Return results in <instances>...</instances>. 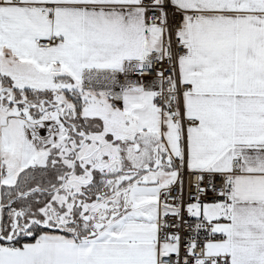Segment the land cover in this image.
I'll list each match as a JSON object with an SVG mask.
<instances>
[{
	"label": "snow or ice",
	"instance_id": "6c2138e0",
	"mask_svg": "<svg viewBox=\"0 0 264 264\" xmlns=\"http://www.w3.org/2000/svg\"><path fill=\"white\" fill-rule=\"evenodd\" d=\"M0 264H264V0H0Z\"/></svg>",
	"mask_w": 264,
	"mask_h": 264
}]
</instances>
